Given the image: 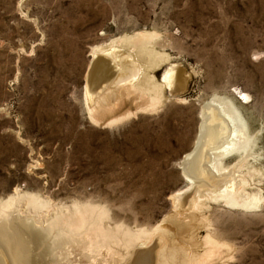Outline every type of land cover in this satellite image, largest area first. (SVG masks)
I'll list each match as a JSON object with an SVG mask.
<instances>
[{
    "label": "rangeland",
    "instance_id": "obj_1",
    "mask_svg": "<svg viewBox=\"0 0 264 264\" xmlns=\"http://www.w3.org/2000/svg\"><path fill=\"white\" fill-rule=\"evenodd\" d=\"M137 33L154 34L166 58L147 68L162 86L154 109L149 95L112 88L114 71L88 82L91 50ZM170 67L181 74L173 87L163 81ZM85 86L93 101L107 90L92 112ZM213 96L231 99L247 122L252 167L232 168L236 154L226 166L261 200L245 209L202 198L183 229L170 226L173 243L202 254L209 234L223 246L206 264H264V0H0V202L20 195L23 221L61 215L66 229L80 226L74 206L92 209L99 217L81 226L67 264H124L127 233L152 234L188 187L179 163Z\"/></svg>",
    "mask_w": 264,
    "mask_h": 264
},
{
    "label": "bare ground",
    "instance_id": "obj_2",
    "mask_svg": "<svg viewBox=\"0 0 264 264\" xmlns=\"http://www.w3.org/2000/svg\"><path fill=\"white\" fill-rule=\"evenodd\" d=\"M153 36L154 34L151 35L150 33L122 35L110 40L103 46L93 48L91 50L92 62L88 82L91 84L97 77L106 78L107 73L114 71L116 78L110 83L112 88L119 87L120 90L121 87H124L129 90V93L132 90L145 93L149 95L148 107L154 109L161 102L162 86L156 84L153 78L149 76L147 68L151 69L158 66L166 58L152 47ZM179 80H181V74L173 67L166 70L163 76L164 83L169 87H173L174 83L178 84ZM91 92L85 86V99L89 112H92L94 102H99L100 97L108 95L106 90L104 95L93 101L92 94L95 95V93ZM240 95L246 97L244 94L240 93ZM199 111L200 125L194 147L183 156L179 163L181 176L188 187L185 188L184 192L172 196L173 212L161 220L151 232L152 234L141 233L142 235L132 236L127 233L129 241L132 240V242L126 250L127 256H124V264H206L208 259L211 261L217 257L223 245L214 240L211 235L206 234L202 238L205 248H203L202 254L189 249L186 250L187 244L174 245L170 226L183 229L181 220L200 212L203 205L200 204L202 198L222 202L231 208L245 209L257 206L261 200L259 194L248 195L244 193V180L236 181L237 179L233 178L236 176V174H232L233 170L232 173L227 171L226 159L232 154L237 155L236 164L232 168L236 167L239 170L244 167H252L248 159L251 158L254 144H251L249 137L244 141L247 122L237 106L231 99L213 96L202 104ZM254 172L257 173L256 170ZM241 191L246 196L244 199L239 197ZM19 200L22 201L23 199L17 195L15 198L0 202L1 250L6 247L2 245L4 244L2 241H5L1 238L3 235H8L14 239L13 248L8 250L5 248V251L4 249L0 251V264H67L69 262L67 258L73 253V247L75 248L84 241L80 228L95 222L97 215L99 217V213L92 209L74 206L73 215L77 219L75 221H79V228L70 227L71 230L66 229L69 228L66 227L68 224H63L61 215L45 220L41 218L42 221L41 219H31L32 217L23 221L22 217L24 216L20 217V212L15 210L17 203L20 202L21 205ZM24 200L27 203H23L27 204L34 214L39 213L40 207L36 199L26 198ZM15 212L18 214L13 215ZM14 216L20 217L22 220L16 219L18 220L17 223L12 226L11 221L15 219ZM85 216L86 222L85 220L83 222L82 217ZM194 218L195 216H193ZM201 220H205L203 215H201ZM170 237L171 239H169ZM195 238L193 237L189 244L196 245ZM6 242L8 244L9 241ZM198 244H200V240ZM198 244L197 247H199ZM77 248L79 249V247Z\"/></svg>",
    "mask_w": 264,
    "mask_h": 264
},
{
    "label": "water",
    "instance_id": "obj_3",
    "mask_svg": "<svg viewBox=\"0 0 264 264\" xmlns=\"http://www.w3.org/2000/svg\"><path fill=\"white\" fill-rule=\"evenodd\" d=\"M93 68V67H92ZM91 69V68H90ZM195 153V152H194Z\"/></svg>",
    "mask_w": 264,
    "mask_h": 264
}]
</instances>
